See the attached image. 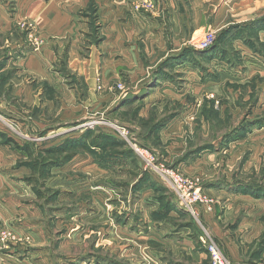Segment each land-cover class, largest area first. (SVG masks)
Segmentation results:
<instances>
[{"label": "rangeland", "instance_id": "rangeland-1", "mask_svg": "<svg viewBox=\"0 0 264 264\" xmlns=\"http://www.w3.org/2000/svg\"><path fill=\"white\" fill-rule=\"evenodd\" d=\"M22 1L0 0V47L10 44L0 70L11 58L0 72V264H68L66 254L77 264H197L190 251L213 264L210 242L233 264H264V17L251 18L264 2H226L188 52L165 56L163 36L148 34L137 62L71 67L64 56L38 73L21 64L47 44L37 25L24 17L6 30ZM91 20L87 58L104 39ZM209 30L207 51L198 44ZM157 168L206 201L182 206ZM150 220L166 237L153 238Z\"/></svg>", "mask_w": 264, "mask_h": 264}, {"label": "crops", "instance_id": "crops-1", "mask_svg": "<svg viewBox=\"0 0 264 264\" xmlns=\"http://www.w3.org/2000/svg\"><path fill=\"white\" fill-rule=\"evenodd\" d=\"M146 1L152 2L154 5L152 13L144 14L143 10L137 11L134 8V4L142 6ZM228 1L233 0H23L19 6L20 13H16L15 18L12 16L8 18L9 20H6L5 25L8 31L14 25L15 20L28 17L29 20L37 25L40 33L47 39V44L43 49L25 57V63L21 62L27 69L32 65H36L41 69L38 70V73H40L43 67H50L56 64L60 61L59 58L64 56L71 67H77V65H81V67L85 65L91 66L93 62L96 63L97 61L102 64L103 68L120 67L125 65L128 56L131 57L132 55V59L136 60V62L139 60L137 52L142 49V44L139 46V42L143 40L142 35L163 36L164 45L161 48L158 47V49L167 52L165 56H167L168 52H188L190 49L188 44L190 36L196 35L197 32L206 27L205 20L208 14H211L210 19H213L211 18L213 15L217 18L221 14L220 8ZM247 1L264 2V0ZM91 6L95 9L94 16L93 13L90 15L88 11H85ZM217 8L218 11L215 12ZM7 17L9 16L5 18L7 19ZM261 17H264L263 12L253 15L251 18ZM91 18H96L97 24L99 23L103 28L104 39L101 41L103 44L100 43L97 46L87 48L91 52L90 57L87 58L80 53L84 49L80 44L92 28ZM214 25L216 26L217 24ZM261 29V33H264L263 24ZM176 35L180 36V38L176 39L177 42L174 43L176 41L174 36ZM182 36H185V38ZM7 45L10 44L4 43L0 48L2 49L4 48L3 46ZM100 48H102L103 52L107 51V54L97 55V51ZM115 51L116 54L113 55ZM83 61L89 62L84 64ZM7 62L0 72L10 67L11 58ZM4 161L8 162L5 159ZM0 176L1 179H5L4 174ZM1 185L8 186L4 181L0 182ZM152 190L153 192L156 191L154 188ZM154 197L158 199V194ZM158 200L153 203L152 211L162 209ZM170 209L171 212L169 214L172 216L174 213L173 206ZM163 212L167 211L163 209ZM159 221L150 220L158 228L156 231L152 229L155 232L153 235L154 239L160 235L165 236V232L161 230L164 224ZM182 233L183 231L175 232V236ZM232 242L237 243L236 241ZM187 245L194 250L193 243H187ZM184 248L187 249V246ZM232 248L233 252L238 254L236 252L237 247ZM189 254L193 256L192 258L196 260L197 264H201V261L207 257L206 254H201V258L198 259L196 258V252L195 255L192 251ZM66 257L68 264H77L75 256L66 254ZM240 257L243 258L242 254H240ZM233 262L234 264H248L243 261L239 262V259L235 258Z\"/></svg>", "mask_w": 264, "mask_h": 264}, {"label": "built area", "instance_id": "built-area-1", "mask_svg": "<svg viewBox=\"0 0 264 264\" xmlns=\"http://www.w3.org/2000/svg\"><path fill=\"white\" fill-rule=\"evenodd\" d=\"M149 2H144L147 5ZM142 4V6L144 5ZM140 6H138L139 8ZM215 41V33L212 30L204 33L199 41V47L201 49H209L213 46ZM159 179L168 186V188L178 196L180 204L188 209L195 208L199 202H204L205 198L203 197L200 190H195L194 185L184 176L179 175L175 172L169 170L156 169ZM204 240V239H203ZM206 242V240H204ZM208 252L211 255L213 264H233L224 253L213 243L210 242L207 244Z\"/></svg>", "mask_w": 264, "mask_h": 264}, {"label": "trees", "instance_id": "trees-1", "mask_svg": "<svg viewBox=\"0 0 264 264\" xmlns=\"http://www.w3.org/2000/svg\"><path fill=\"white\" fill-rule=\"evenodd\" d=\"M213 48V46L211 47V48H209V49H207V51H210L211 49ZM0 136H3L4 137V134L2 135V134H0ZM19 147V146H18ZM24 148V147H23ZM24 149H26V147L24 148ZM28 150V149H27ZM39 158V157H38ZM28 165V164H27ZM30 165V164H29ZM33 165V164H32ZM34 166V165H33Z\"/></svg>", "mask_w": 264, "mask_h": 264}]
</instances>
